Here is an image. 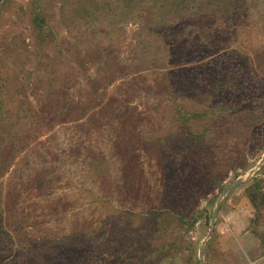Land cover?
<instances>
[{
  "label": "rangeland",
  "instance_id": "1",
  "mask_svg": "<svg viewBox=\"0 0 264 264\" xmlns=\"http://www.w3.org/2000/svg\"><path fill=\"white\" fill-rule=\"evenodd\" d=\"M37 7L49 42L31 29ZM1 87L18 145L0 179V264H36L39 235L45 254L77 264H199L222 190L264 153V0H0ZM32 87L53 103L34 124ZM230 102L240 107L219 114ZM253 178L264 180V162L223 198L203 264H264ZM231 215L245 229L220 243Z\"/></svg>",
  "mask_w": 264,
  "mask_h": 264
},
{
  "label": "trees",
  "instance_id": "2",
  "mask_svg": "<svg viewBox=\"0 0 264 264\" xmlns=\"http://www.w3.org/2000/svg\"><path fill=\"white\" fill-rule=\"evenodd\" d=\"M94 7H95L94 5L93 6L91 5L89 7L90 13H92V11L95 10ZM30 24H31V29L34 30L38 39L43 38V39H46L48 42L52 40L54 32H52V30L49 29L45 14L43 11L39 10L38 7L35 8L34 11L30 15ZM49 67L51 69H53V66H49ZM218 67H220V65ZM44 70H46V68H44ZM44 70H42V78H45V77H47V75H50V73H48V72L44 73L43 72ZM221 70L223 72L222 81L225 84V87H228L229 84H231L230 82L232 81V78H231L232 73L226 72V70L223 68H221ZM32 86H35V85H32ZM212 87H214V92H213L214 94H212L211 97H214L216 95L215 92L218 90V87H217V84L211 85L210 88H212ZM2 90H3V87L0 88V97L2 95L1 94ZM48 90L49 89H47V96L45 97V96H41L39 93H37L35 90V87H32L30 89V93H31V97H32L31 99L34 100V102H30L29 104L27 103V105L31 106V108H32V110L30 111L31 124H34L32 122V120H35L34 114H38V112H41L44 116H47V115H49L48 113L52 112V110H53L52 107L45 109V107L51 106L53 104L52 102H51V105H49V102H46L43 104V102H45L46 100L49 101L50 100L49 98L52 95V94H49ZM54 90H56V88ZM56 92H57V90H56ZM57 93H55L54 96L59 98V102H61V98H60L61 92H57ZM41 100H43V101L41 102ZM39 101H40L41 107L39 108L38 111H35L34 106L37 105L39 103ZM0 107H1V102H0ZM238 107H240L239 104L232 103V102H230V104L226 103L223 105L222 108L221 107L218 108V111H219L218 113L219 114L220 113L229 114L231 112H235ZM58 109H60V108H58ZM55 111H57V110H54L53 112H55ZM59 112H60V114L64 113V112H62V110H60ZM196 112H194V113H196ZM201 112L205 113L204 116H206L207 108L202 109ZM219 116H218V118H219ZM190 119L191 118L185 119V120L188 121ZM3 121H5V118L2 116V112L0 109V179H2L3 176L8 172L10 167L13 166V164L15 162L16 155H17V151L15 149V146L18 145V142H14V139H15L14 136L12 137V135H11L12 125L6 126L5 124H3ZM182 125L185 128V124H182ZM30 128H31V126H30ZM5 132H8L10 135L8 133H5ZM189 135L192 138H195L198 141H201L200 144L204 143V140L202 139L201 135H199L195 132H191V133H189ZM170 141L172 142V139H170ZM173 144L174 143L172 142V146L170 144H167L166 146L168 149H170L171 147H173ZM175 144L179 147L185 146V144H183L181 141H179L177 139L175 140ZM263 185H264L263 179L259 180L257 178H253L250 185L246 189V196L249 199V201L252 204V207L254 209V220L250 221V224L256 223L258 225L259 221L264 216V186ZM13 210H18V209H15V207H14L12 209V211ZM1 222L3 223L2 220H1ZM33 226H35V225H33ZM252 233L258 239L259 245L264 247V234L258 235L256 233V230H253ZM155 235L156 234H154V237L152 236V239H151L152 243L154 241L160 242L161 239L163 240L164 235L162 233H159L156 236ZM49 239H50V237H48L46 235H39L36 238L30 239V242L36 243V248L30 250V253H27V255L28 256L30 255V257L33 256L36 264H77V263L70 262L71 259L68 257L60 256V254L57 252V250H55V252H53L51 255L45 254L43 251V248H49V246L45 245V243H47L49 241ZM55 239H57V240L54 243H58V241L60 242V240H58L59 238H55ZM72 240L69 238L66 239V241H69L70 244H73ZM148 253H149V249L147 247H145L140 252V254H142V255H147ZM160 255L164 256L165 254L161 253ZM146 260L151 262L150 258H148V257L146 258ZM32 264H35V263L33 262Z\"/></svg>",
  "mask_w": 264,
  "mask_h": 264
},
{
  "label": "water",
  "instance_id": "3",
  "mask_svg": "<svg viewBox=\"0 0 264 264\" xmlns=\"http://www.w3.org/2000/svg\"><path fill=\"white\" fill-rule=\"evenodd\" d=\"M264 162V153L262 155L261 160L259 161L258 165L256 166V168H254L249 174L248 176H246L245 178L236 180L235 182H233L232 184H230L228 187H226L224 190H222L219 199L213 209L212 212V216H211V220L209 223V229H208V233L206 235V237L204 238V240L200 243L199 246V252H198V259H199V264H203L204 262V247H205V243L209 240V238L211 237L212 233H213V229L215 226V219H216V215L218 213V210L220 208L221 202L223 200V198L226 196V194L232 190L233 188H235L238 184L243 183L245 181H247V179L263 164Z\"/></svg>",
  "mask_w": 264,
  "mask_h": 264
},
{
  "label": "crops",
  "instance_id": "4",
  "mask_svg": "<svg viewBox=\"0 0 264 264\" xmlns=\"http://www.w3.org/2000/svg\"><path fill=\"white\" fill-rule=\"evenodd\" d=\"M237 217H238V215H235V216L231 215L229 218L228 217L226 218L225 224H222V225L216 227V232L218 234H220V236L218 238V241L220 243H222V240L224 239V237H226V236L231 237L233 235L241 233L245 229L244 225L242 228L239 227ZM255 244H256V242H254L253 244H248V248L246 250H247V253L249 254V256L251 254H253V252H255V247H256ZM225 250L230 251V250H232V247H226ZM252 256L255 257V255H252ZM258 260H260V259H258ZM255 262H256V260L251 262L250 264H254ZM243 264H245V263H243ZM246 264H248V263H246Z\"/></svg>",
  "mask_w": 264,
  "mask_h": 264
}]
</instances>
